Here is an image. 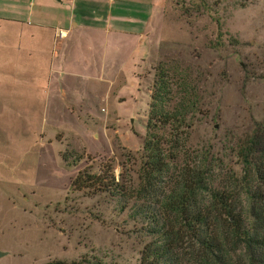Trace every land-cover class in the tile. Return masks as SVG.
Listing matches in <instances>:
<instances>
[{
    "label": "rangeland",
    "instance_id": "obj_1",
    "mask_svg": "<svg viewBox=\"0 0 264 264\" xmlns=\"http://www.w3.org/2000/svg\"><path fill=\"white\" fill-rule=\"evenodd\" d=\"M13 31L0 34V264L141 263L156 237L136 201L122 211L71 184L112 162L138 188L160 70L168 108L191 107L188 127L159 130L181 153L171 173L204 158L220 180L241 177L237 150L264 123V0H164L147 66L114 83L71 79L60 62L54 72L52 48H22Z\"/></svg>",
    "mask_w": 264,
    "mask_h": 264
},
{
    "label": "trees",
    "instance_id": "obj_2",
    "mask_svg": "<svg viewBox=\"0 0 264 264\" xmlns=\"http://www.w3.org/2000/svg\"><path fill=\"white\" fill-rule=\"evenodd\" d=\"M169 89L166 72L160 70L138 188L117 180L113 163L107 162L97 174L90 167L78 172L72 189L89 196L106 194L120 202L122 211L136 201L133 209L156 237L144 247L140 264H264V123L237 150L241 177L220 180L204 158L173 175L181 153L166 148L171 141L159 130L188 127L191 107L185 101L171 111ZM164 182L167 187H161Z\"/></svg>",
    "mask_w": 264,
    "mask_h": 264
},
{
    "label": "crops",
    "instance_id": "obj_3",
    "mask_svg": "<svg viewBox=\"0 0 264 264\" xmlns=\"http://www.w3.org/2000/svg\"><path fill=\"white\" fill-rule=\"evenodd\" d=\"M163 3L164 0H0V34L14 29L22 48L26 40L31 46L46 45L48 52L52 48L54 72L60 62L71 79L114 83L123 80L124 71L136 77L147 66L151 24ZM57 35L61 37L59 43L55 41Z\"/></svg>",
    "mask_w": 264,
    "mask_h": 264
},
{
    "label": "water",
    "instance_id": "obj_4",
    "mask_svg": "<svg viewBox=\"0 0 264 264\" xmlns=\"http://www.w3.org/2000/svg\"><path fill=\"white\" fill-rule=\"evenodd\" d=\"M6 255H7L6 252H2V251H0V259H1L2 257L6 256Z\"/></svg>",
    "mask_w": 264,
    "mask_h": 264
}]
</instances>
